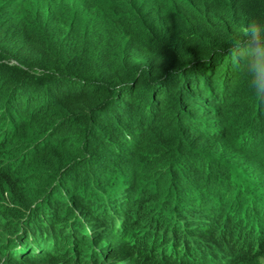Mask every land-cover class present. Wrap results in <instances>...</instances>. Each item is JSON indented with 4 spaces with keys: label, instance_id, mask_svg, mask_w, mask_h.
Listing matches in <instances>:
<instances>
[{
    "label": "trees",
    "instance_id": "1",
    "mask_svg": "<svg viewBox=\"0 0 264 264\" xmlns=\"http://www.w3.org/2000/svg\"><path fill=\"white\" fill-rule=\"evenodd\" d=\"M3 70L0 264H83L90 239L78 238L70 223L59 224L57 218V226L39 227L38 208L31 210L37 212L35 225L29 212L19 220L16 215L28 197L41 195V183L50 186L56 176L66 174L81 183L80 197L94 191L102 202L82 172L92 166L105 171L102 167L109 168L110 158L119 154L129 163L125 168L133 165L121 171L132 189L142 185L135 197L140 198L143 189L161 196L156 203L149 197L142 206L130 198L128 210L138 213L127 217L132 223L120 237L122 247L110 255L132 258L133 264L215 259L195 243L180 247L181 241L170 240L160 227L166 212L157 207L168 208L169 196L181 190L200 192L194 183L199 164L224 174H244L245 167L230 163L223 150L230 144L235 159L241 143L255 130L264 134V0H0ZM22 117L25 124L20 126ZM216 135L223 137L214 139ZM33 137L35 145L29 147ZM59 139L61 158H56L55 167H39L35 179L30 178L26 170L44 156H35L38 150ZM212 144L220 152L210 150ZM182 173L183 181L178 182L177 174ZM146 175L151 181L147 184ZM32 180L36 182L29 185ZM169 185L177 188L170 195ZM78 197L72 200L80 209L85 204ZM87 217L99 221L89 211L82 221ZM110 223L117 225L116 220ZM93 224L88 227L98 229ZM45 229L47 235L63 239L49 247L53 242L47 236L45 249L37 251L38 235ZM193 232L191 236L216 240L199 229ZM221 240L232 245L226 235ZM230 253L245 264L264 259L263 247L255 253L250 246Z\"/></svg>",
    "mask_w": 264,
    "mask_h": 264
},
{
    "label": "clouds",
    "instance_id": "2",
    "mask_svg": "<svg viewBox=\"0 0 264 264\" xmlns=\"http://www.w3.org/2000/svg\"><path fill=\"white\" fill-rule=\"evenodd\" d=\"M28 145L29 147L34 146L35 139L32 142L28 143ZM27 148L28 146H26L25 150ZM25 150L23 152H26ZM239 151L244 153L245 155L257 157V159L260 160L262 165L264 166V134L261 132H257L256 135L253 134L251 138H248L241 143ZM114 156L110 158V161L114 160ZM116 158L118 159L117 156ZM7 160L5 159L4 161ZM109 169H111V166H109ZM62 170L63 169H61L60 172ZM94 170L95 173L92 175V178L91 175L88 176V178H91L90 181L93 183L91 186H93V189H95L100 194L103 200L102 202L92 200V195L90 194L82 195V201L85 206L80 209L77 208L75 205L76 202H72L74 201L72 200V197L79 196V187H77L76 190L71 188L73 186V183L68 182L67 178H63L61 175L59 177L56 176V178L52 180L54 182L50 186L43 185V191L41 195L28 197V200L24 204L23 208H20L18 210L16 215L18 216L17 219L19 220L20 214L40 207L38 208V210L40 209V211L37 218V225L42 228L49 227L51 229L54 226H57L54 225L57 218H61L62 220L59 224L68 223V221L71 220L72 217L79 220L83 225L87 227L88 225L94 223L93 225L96 228L104 230L103 232L95 236V242L97 238H104L106 239V243H109V245L104 249H99L97 251L98 259H96L95 261H92V254H90V252L86 248L85 254L88 256L85 257L83 264H91V262H94L95 264H133L131 262L132 258L115 259L113 255H110L111 250L122 247V240H120V237H122V233L125 230L129 229L132 223V221H130L129 223L127 222V217L131 215V213H138L136 212V210L131 212L127 211L128 203H130V191L132 190L131 181L126 178L124 173H119V171L107 173L106 171H103L101 169L94 168ZM86 171L87 170H84L82 173L87 175ZM225 174H228L229 176L232 175L234 177V181L231 187L232 191L229 194L227 190H221L215 192L214 196H209L208 191H211V189L203 188L200 190V193L202 194L204 199L202 204L200 205L196 202L197 192H195L194 194L190 193L189 195H182L181 192H177L173 195V199L169 200L170 212H167L163 217V221L160 222V227L166 232V236L170 240L174 241V239H176L177 241H181L184 244L195 243L201 248L202 251L209 252L215 258L206 259L199 264H228L229 261H231V259L233 258L230 252L234 249L240 251V249H246L248 246H250L253 250V253H255L258 252L261 247H263L264 222L261 225L255 223L252 224L259 229V236L258 238H253L251 236L247 239V219L242 218V216H239L235 212L225 213L224 215H222L219 214L218 211L221 204H227V207L233 208V210H235L236 204L234 205L232 201L233 198L237 194H239L240 197L245 199L247 203H251L253 214L254 212H256L257 215L261 216L262 213H264V201L262 200V197L264 198V182L259 180L258 177L254 176V180H252L251 175L249 173H246L245 171L243 175L238 174L237 172H233V174L226 172ZM98 176H102V178L112 181V184H107L105 182L95 183L94 181ZM235 177L237 178L238 182L235 180ZM66 184H68V187L70 189L68 190V192L71 191L72 197H70V199L72 201L67 196L68 192H65L61 189V187H65ZM89 186L90 184L85 185V187ZM50 189H53L54 191L52 192L54 193L57 191L59 193V198L52 195V199H46L45 193L50 194ZM175 190L176 189H172V191ZM206 196H209V198L206 199ZM66 198H68V202ZM133 198L134 200H136V202H138L139 206H142L140 198L135 196H133ZM43 200H48L45 204H43L46 209H44L43 206L41 207V205H39V202L41 201L42 204ZM106 202L110 203L111 212L110 216L107 217L103 214L98 213L95 209L96 206L105 204ZM241 207L242 206L240 205L239 208ZM242 208H244V205ZM85 211H89L91 214L95 215L97 217L96 219H99V221H91L88 217L87 222L82 221L81 218L82 215H85ZM35 214L31 215V222H34ZM190 215H195L196 217L191 218ZM114 220L117 221L116 226H112L110 223ZM120 220H123L124 226L122 231L118 232V222ZM103 222L105 224H109L106 229L97 227V225H102ZM18 225H21L20 221L18 222ZM195 229L204 231V234H212L216 240H213L212 238L210 240H205L198 236H191L190 233L195 231ZM225 235L228 237V239H231L230 243L232 245H224L221 237ZM7 236L10 237L11 234H8ZM27 240L31 241L29 242V244L33 245L32 247H35V243L30 240V237H27ZM213 243L218 244V246H215ZM104 244H99L98 246L102 247V245ZM108 261H110L111 263ZM66 264L73 263L67 260Z\"/></svg>",
    "mask_w": 264,
    "mask_h": 264
},
{
    "label": "rangeland",
    "instance_id": "3",
    "mask_svg": "<svg viewBox=\"0 0 264 264\" xmlns=\"http://www.w3.org/2000/svg\"><path fill=\"white\" fill-rule=\"evenodd\" d=\"M0 73L2 75H4V76H7V71L6 70L1 71ZM0 91L2 92L3 89H1ZM22 94L25 96L24 93H22ZM35 107L36 106L32 107L31 109H33ZM13 114H14V112L11 115H13ZM6 115H8V114H6ZM23 122L24 121H23V117H22L21 120L19 121L20 126L23 125V124H25ZM54 124H55V121H51L49 125L53 126ZM219 128L221 130H223V126L222 125ZM18 129H21V128H18ZM217 129H218V127H217ZM259 131L260 130H255L253 134L256 135L257 132H259ZM13 132L16 133L17 135H20L19 130H17V129H15ZM26 133H29V132H26ZM26 133H21V134H24L25 135ZM216 136L217 137H214V139H218V140H220V137H223V136H219V135H216ZM32 139H35V137H33ZM61 148H62V141H61V139H59V141H54V140L51 141L49 143V146L46 147L42 151L39 149L38 152H37V154L35 156H38L42 152H44V156L41 158V161H40V159H36L35 161H33L32 162V166H30L26 170L27 171L26 173L29 174L30 178H33L32 177L33 174H35L36 169L39 168V167H40V169L43 167L45 170L48 167H50V168L55 167L56 162H57V159L56 158H61V156L58 155L57 150H60ZM228 148H232L230 146V144H228L227 145V148H225V150H223V152H224L223 154H225V155L226 154H229L230 155L229 159H227V158H225V159L229 160L230 163H232V164L239 165L241 167H245V169H246L245 171L249 172L251 176L258 177L259 180H261L262 182H264V166L262 165L261 161L257 159V157L250 156V155H245L244 153H242L240 151L239 152L237 151L236 152V158H235L236 160H235V159H233V157H235V154L231 153ZM210 150H215L217 153L220 152V148L217 145H215V144H212L210 146ZM119 157H121L123 160L121 158H119ZM119 157L117 159L116 156H114V160L111 161V164H110L111 169L104 168V167H102V168L107 173H110V172H113V171H119V173H120L124 169H130V168H132L133 165L130 166L129 168H125L124 167L125 164L129 166V163H127V159H126V157H124V155H120L119 154ZM192 160H194V159H191V161ZM159 171H161V170H159ZM159 171H156V174ZM94 173H95V170H94V167L93 166L90 167L86 171V174L88 176L91 175V178H92V175ZM184 173H186V172H184ZM197 174H199V175H198V178L195 177L194 183H196V185H199V188L200 189H203V188H209V189H211V191H208V195L209 196H214L215 195V192L221 191V190L222 191H226L227 190L228 194L232 191V188L231 187H232V184H233V181H234V177L232 175L228 176V174H224V172H222L221 170H218L214 166H211V165H209L207 163L199 164V170H197ZM151 175L154 177L155 176V173L153 172V173H151ZM182 175H183V173L182 174H177V177L176 178L178 179V182L183 181L181 179ZM221 175H223V177L226 178V179L222 178ZM149 177H150V175H146V178L148 180H147V182H145V184L151 182L149 180ZM65 178H67V181L68 182H72L73 183V186L71 188H73V189L76 190L77 187H82L81 183H78L77 181L71 180L69 174H66L65 175ZM91 178H87L86 182L90 181ZM219 178L220 179L222 178V180H224V181L227 180L228 181L227 185L226 184H223L219 180ZM33 179H35V178H33ZM40 179H41V177L38 178V181ZM36 180H32L29 185H31L32 183H35ZM154 180H153V182H154ZM155 183L156 182H154V184ZM194 183H193V185H194ZM154 184H152V185H154ZM43 185L44 184L41 183V186H43ZM141 186H137L136 188H134V189H132L130 191V195H131L130 198H132L133 196H135V193L138 191L137 189H141ZM164 186H166V183H165ZM168 187L170 188V190L177 189L175 186H173V188H172L171 185H169ZM178 187H179V183H178ZM159 188H161V186H159ZM61 189L64 190L65 192H68V190H70L69 187H68V184H66L65 187H61ZM90 189H92V187H90ZM50 191H51L50 192L51 193V197L49 199H52V191H54V190L53 189H50ZM182 191L183 190H181V193H182ZM171 192H173V191H169V193H167V194L170 195ZM183 192L186 193V194L187 193H190V192H185V191H183ZM143 193H148L149 196H146ZM140 194H141V197H140V199H141V205L142 204H146L147 202H145V201H147L149 199V197L155 198V203H156L157 199L161 196V195H157L156 196L154 193L153 194H150L149 190H147V189H143ZM67 196L70 199V197H72V194L70 192H68L67 193ZM209 196H206L205 198L207 199V198H209ZM192 197H193V195H192ZM68 198H66L67 199V202H68ZM169 198L171 200V199H173V196H169ZM79 199H82V197L79 196ZM203 199L204 198H203L202 194L200 192H197L196 202L201 205L202 202H203ZM92 200H99V196L94 191H93V194H92ZM262 200L264 201L263 197H262ZM130 201H131V199H130ZM208 201H210V200H208ZM1 202L2 201L0 200V203ZM72 202L75 203V201H72ZM69 204H71V203H69ZM39 205H41V207L43 206V204H41V201L39 202ZM70 206H72V205H70ZM37 208H40V207H37ZM43 208L46 209L45 206H43ZM127 211H129V210H127ZM157 211L158 212H161V213H163V212H166L167 213V212H170V209H169V207L168 208L167 207L166 208L165 207H163V208L157 207ZM27 212H29L30 214L33 213V211H31V210L30 211H27ZM32 225H35L34 222H32ZM108 226H109V224H105L104 222L100 226L97 225V227L104 228V229H106ZM72 228H73V231L75 233H77V232H79L81 230V228H79V229H77L76 227H72ZM138 230H140V228ZM47 231H49V230L48 229H45L43 232L41 230V235H38V238H37L38 239V244L35 247L36 250H38V249H40V250L45 249L43 247L44 246V243H43L44 240L43 239L45 237L49 236L52 239V241H53L54 237H52L51 235H47L46 234ZM118 231H121V229H118ZM128 236H130V233H128ZM132 238H134V236H132ZM14 241L20 242V244H26L23 241H18V240H11L10 242H14ZM29 242H31V241H27V243H29ZM96 243H97V245L104 244V243H106V239H104V238H101V239L97 238L96 239ZM17 244H19V243H17ZM91 246H92V244L89 242V244H88V250L91 249ZM263 248H264V243H263ZM24 250L25 249L23 248V251ZM238 259H239L238 256L233 257L231 259V261H230L229 264H245L243 262H239ZM201 261H203V259ZM255 263H257V264H264V259H262V258H255Z\"/></svg>",
    "mask_w": 264,
    "mask_h": 264
},
{
    "label": "bare ground",
    "instance_id": "4",
    "mask_svg": "<svg viewBox=\"0 0 264 264\" xmlns=\"http://www.w3.org/2000/svg\"><path fill=\"white\" fill-rule=\"evenodd\" d=\"M223 184H226V182L224 180H221ZM95 183H102V182H105L107 184H112V181L108 180V179H105V178H102V176H98L95 181ZM56 196L57 198H59V193H56ZM264 199V198H263ZM232 203H234V205L236 204V209L233 210V208H230V207H227V204L225 205H220V209L218 211L219 214H222L224 215L225 213H232V212H235L236 214H238L239 216H242V218H245L247 219L248 221L247 222V232H246V235H247V239L250 238L251 236L253 238H258L259 236V229L256 228L255 226H253L252 224H259L261 225L263 222H264V213H262L261 216H255L253 214V209H252V205L251 203H247L245 199H243L242 197H240L239 194H237L234 198H233V201ZM242 206L244 205V208H239V206ZM264 208V207H263ZM95 209L102 213L104 216H110V203L109 202H106L103 206H96ZM232 209V210H231ZM191 218H195L196 216L195 215H190ZM68 223H70L72 225V227H76L77 229L81 228V230L76 234V236L78 238H82V237H89L90 239V243L92 244L91 246V249L88 250V246H87V250L90 252V254H92V261L98 259L97 257V251L99 249H104L105 247H107L109 245V243H106L104 245H102V247H99L96 242H95V236L101 232H103L104 230L103 229H90L89 227L83 225L79 220L77 219H74L72 221H68ZM123 226H124V222L123 220H120L118 222V229H123ZM118 231V230H117ZM120 232V231H118ZM63 235H66V232L63 234ZM63 238H57V239H53V243L52 245L49 246V247H53V244H59V242H61ZM14 242H17V241H14ZM177 242L174 240V243ZM17 244V243H15ZM180 247H184V243L183 242H180ZM18 245H15L13 247H17ZM40 249H38L37 251H39ZM184 260H189V259H184ZM110 262V261H108ZM111 263V262H110Z\"/></svg>",
    "mask_w": 264,
    "mask_h": 264
}]
</instances>
